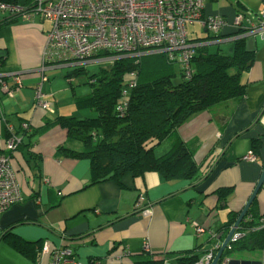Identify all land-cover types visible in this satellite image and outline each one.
I'll list each match as a JSON object with an SVG mask.
<instances>
[{
  "label": "crops",
  "instance_id": "obj_1",
  "mask_svg": "<svg viewBox=\"0 0 264 264\" xmlns=\"http://www.w3.org/2000/svg\"><path fill=\"white\" fill-rule=\"evenodd\" d=\"M263 10L264 0H205V16H220L227 21L221 39L214 41L211 36L213 40L204 42L209 50L232 55L235 42L244 39L248 50L255 53V61L242 76L246 93L241 99L198 113L180 128V137L194 152L200 169L199 177L192 181L166 180L159 172L150 171L139 178L126 176L119 183H92L88 159L57 155L59 146L79 147L78 143L67 142L65 131L59 127L33 138L35 158L31 161L21 150L8 152L12 137L27 142L25 132H21L24 123L37 130L57 116L85 118L94 113L76 108L74 93L84 96L74 90L76 78L66 81L58 75L51 77V71L76 64L71 57L45 61L50 21L49 29L47 20L40 16L22 18L2 28L0 56L5 59L1 71L8 74L10 85L14 84L13 74H21L23 87L13 97L0 94V154H13L12 166L24 200L0 212V264H50L60 249H70L81 264H136L145 254L164 259L165 264H182L180 260L191 257L199 262L211 251L216 256L215 246H222L234 226L221 241L229 213L240 215L264 167ZM240 13L248 20L238 29L232 22ZM198 34L194 31L189 37L207 38L196 37ZM43 64L48 75L43 90L51 105L49 111L35 106ZM69 73L65 72V78ZM24 128L29 129L28 125ZM254 141L260 142L257 159L244 161L245 155L254 153ZM169 148L166 141L155 152L165 153ZM220 189H231L232 193L223 200L217 193ZM140 198L143 200L138 209ZM255 199L260 212H264L263 188ZM198 227L204 232L198 233ZM146 245L149 251L144 250ZM224 253L220 262L242 260L224 257Z\"/></svg>",
  "mask_w": 264,
  "mask_h": 264
},
{
  "label": "trees",
  "instance_id": "obj_2",
  "mask_svg": "<svg viewBox=\"0 0 264 264\" xmlns=\"http://www.w3.org/2000/svg\"><path fill=\"white\" fill-rule=\"evenodd\" d=\"M0 3L9 6L29 4L22 0H0ZM242 10L240 8L239 11ZM3 15L0 18V30L21 21L23 13L9 11L3 12ZM224 28L213 35L214 39L222 38ZM209 39L213 37L207 35L204 40H193L199 46L190 60L189 70L167 52L115 60L111 67L92 76V90L89 94L77 96L73 90L76 108L91 111L93 117L57 116L37 130H31V126L24 123L21 132H25L28 140H17L16 150H21L27 161H31L35 158L33 138L52 127H59L65 131L66 141L78 143L79 147L59 146L57 155L78 160L88 159L91 163L92 183L107 180L119 183L126 176L139 178L150 171L159 172L166 180L192 181L198 178L200 169L194 161V152L182 140L179 130L194 115L211 112L231 100L241 99L246 93L242 76L255 61V53L248 50L244 39L235 42L232 55H226L221 50L211 52L204 43ZM113 55L112 52L102 51L96 57ZM4 59V56H0V72ZM176 65H179L178 70ZM82 73L83 69L77 67L67 74L66 79L79 77ZM177 76L180 80L175 83L174 78ZM0 94L5 93L0 90ZM25 125L29 129L24 128ZM166 141L170 143V148L158 156L155 149ZM252 148L258 155L260 142L254 141ZM10 156L12 159L13 154ZM217 193L225 200L232 191L220 189ZM229 216L221 241L239 214L232 212ZM262 220L264 212H260L255 199L238 228L244 230L242 232H245V236L232 243L230 248L227 247L224 257L247 260L250 256L257 259L254 255L264 251ZM16 245L19 243L16 242ZM197 259L191 257L180 261L182 264H197ZM136 264H165V260H157L145 254L136 260Z\"/></svg>",
  "mask_w": 264,
  "mask_h": 264
},
{
  "label": "built area",
  "instance_id": "obj_3",
  "mask_svg": "<svg viewBox=\"0 0 264 264\" xmlns=\"http://www.w3.org/2000/svg\"><path fill=\"white\" fill-rule=\"evenodd\" d=\"M25 6H9L0 3L1 12L23 13L22 18L40 16L51 23L46 33L44 47L45 61L52 59L77 61L90 60L102 51L112 52L108 57L115 60L127 56L167 52L189 70L190 60L195 55L199 43L189 37L188 26L201 24L206 32L217 35L227 26L220 16H205V0H22ZM28 9V10H27ZM25 11H30L26 13ZM264 19V10L261 12ZM248 20L240 13L233 24L239 27ZM256 30V29H255ZM264 35V24L261 29ZM46 66L39 68L40 81L35 89L36 107L49 111L51 105L46 101L43 85L48 80ZM8 74L0 72V90L14 96V90L23 87V76L14 73V89L6 81ZM27 127V125H25ZM17 137L7 143V151L17 147ZM252 151L243 157L244 161L255 162ZM264 189V182L262 185ZM24 196L18 184L11 156L0 154V212L14 204L21 203ZM142 198L137 201L141 208ZM264 227V220L261 221ZM198 233L204 232L201 227ZM244 230L237 229L227 247H231L245 236ZM221 244L215 246L216 252ZM47 246L44 248L46 251ZM149 251V246L144 247ZM214 251L204 256L197 264H211ZM229 259L219 264H228ZM264 264V251L259 260ZM50 264H81L70 249L57 250Z\"/></svg>",
  "mask_w": 264,
  "mask_h": 264
},
{
  "label": "rangeland",
  "instance_id": "obj_4",
  "mask_svg": "<svg viewBox=\"0 0 264 264\" xmlns=\"http://www.w3.org/2000/svg\"><path fill=\"white\" fill-rule=\"evenodd\" d=\"M1 16H3V12L0 11V18H1ZM46 22H47L46 23V29H47L49 27V25H48L49 22H48V20ZM232 23H230V24L232 25ZM232 29L234 31H237V28L233 27ZM188 30H189V33H194V31H198L199 34L196 37H201V36L205 37L207 35L213 36L212 34H207V32H205L204 29H202V27L199 24L188 26ZM211 40H213V39H211ZM217 40L218 39H214V41H217ZM72 64H76V65L68 67V68L58 69L56 71H51V73H50L51 77L53 75H58L61 78V80L64 79L67 81V79L65 78V72H67V71L70 72L71 70H74L75 68L80 67L83 69V73L79 77H76V79H75V85H76L75 90L77 91V94H79V95H85V94L87 95L92 90V85H91V81H90L92 79V76L99 74L103 69H108L109 67L112 66L113 62L108 57H102V58H97V59H92V60H84V61L75 60V61H72ZM178 69H179V65H176V70H178ZM54 72H56V74ZM45 73H46V71H45ZM46 76H48V75L46 74ZM179 80H180V78L178 76L176 78H174L175 83H178ZM47 82H48V80H47ZM43 91L45 93V90H43ZM162 152H164V151L158 150L157 155L163 154ZM262 255H263V252L258 253L257 255H254V256L258 260H260L262 258ZM248 258H250V256ZM250 259H255V258H250Z\"/></svg>",
  "mask_w": 264,
  "mask_h": 264
},
{
  "label": "water",
  "instance_id": "obj_5",
  "mask_svg": "<svg viewBox=\"0 0 264 264\" xmlns=\"http://www.w3.org/2000/svg\"><path fill=\"white\" fill-rule=\"evenodd\" d=\"M263 182H264V167H263V172L261 174L260 180L257 183V186H256L252 196L250 197V199H249L248 203L246 204V206L244 207L243 211L240 213L237 221L235 222L234 226L230 230L227 238L225 239L224 243L222 244L221 248L219 249L218 253L214 257L211 264H219L220 263V260L223 256L225 249L227 248L232 236L234 235L236 230L239 228L241 222L246 217L247 212H248L251 204L253 203L254 199L256 198L257 194L259 193V191L262 188ZM228 264H261V262L258 260L251 261V260H244V259H242V260L241 259H231Z\"/></svg>",
  "mask_w": 264,
  "mask_h": 264
},
{
  "label": "flooded vegetation",
  "instance_id": "obj_6",
  "mask_svg": "<svg viewBox=\"0 0 264 264\" xmlns=\"http://www.w3.org/2000/svg\"><path fill=\"white\" fill-rule=\"evenodd\" d=\"M99 58V57H96V59ZM91 60V59H90Z\"/></svg>",
  "mask_w": 264,
  "mask_h": 264
},
{
  "label": "clouds",
  "instance_id": "obj_7",
  "mask_svg": "<svg viewBox=\"0 0 264 264\" xmlns=\"http://www.w3.org/2000/svg\"><path fill=\"white\" fill-rule=\"evenodd\" d=\"M262 188H263V187H262ZM262 188H261V189H262Z\"/></svg>",
  "mask_w": 264,
  "mask_h": 264
}]
</instances>
